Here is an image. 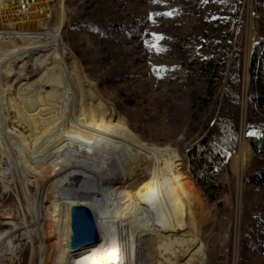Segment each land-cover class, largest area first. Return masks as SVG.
<instances>
[{
  "label": "rangeland",
  "instance_id": "1",
  "mask_svg": "<svg viewBox=\"0 0 264 264\" xmlns=\"http://www.w3.org/2000/svg\"><path fill=\"white\" fill-rule=\"evenodd\" d=\"M34 3L13 0L5 5L16 12L32 13L28 8ZM35 8L37 14L43 11L39 5ZM63 11L60 38L67 49L65 63L77 62L111 111L123 117L142 142L176 150L202 201L199 221L186 230L203 250L206 264H264V251L253 245L257 241L264 246V222L258 231L249 229L245 234L252 239L242 243L244 229L252 220H264V185L250 182L252 175L264 171V156L255 155L249 147L251 155L241 180L234 169L240 143L250 146L249 137H261L248 129L247 121L264 118V112L249 110L248 99L252 86L256 89L260 77L264 80V0H64ZM28 30L34 26L29 24ZM255 50L259 57L251 83ZM234 59L239 80L231 85V92L238 95V102L232 96L226 100L225 95ZM27 61L21 62L25 63V77L35 73ZM225 103L234 110L235 149L232 154L222 153L221 163L210 160L208 167L196 173L199 184L191 171L189 151H203L202 140L213 130L210 123L224 113ZM154 160L155 179L165 180L169 171L160 160ZM148 163L137 168L133 177L144 172ZM7 164L0 173V222L8 219L29 226L27 204L38 195L34 186L23 193L15 168L6 170ZM9 207L14 213L3 216ZM42 215L40 232L48 225L44 212ZM29 237H21L13 257L7 258L9 246H4L0 264H50L53 240L41 236L39 242L37 237ZM154 250L153 256L165 264H185L195 256L183 238L166 226Z\"/></svg>",
  "mask_w": 264,
  "mask_h": 264
},
{
  "label": "bare ground",
  "instance_id": "2",
  "mask_svg": "<svg viewBox=\"0 0 264 264\" xmlns=\"http://www.w3.org/2000/svg\"><path fill=\"white\" fill-rule=\"evenodd\" d=\"M11 1L0 0V173L7 162L22 192L34 186L38 199L27 204L29 226L0 222V257L4 246L11 257L21 237L29 235L39 242L41 236L53 240L50 264H165L153 253L166 226L193 249L195 256L185 264H206L203 250L186 230L199 221L202 201L176 150L142 142L77 62L65 63L67 49L60 38L64 0H33L32 13L6 8ZM29 24L34 30H28ZM27 59L35 73L25 77L21 62ZM250 155L242 141L234 158L239 180ZM154 159L169 171L165 180L155 179ZM145 161V171L133 177ZM76 206L91 211L96 243H75L71 210ZM43 212L48 225L40 232ZM13 213L9 207L2 215Z\"/></svg>",
  "mask_w": 264,
  "mask_h": 264
},
{
  "label": "trees",
  "instance_id": "3",
  "mask_svg": "<svg viewBox=\"0 0 264 264\" xmlns=\"http://www.w3.org/2000/svg\"><path fill=\"white\" fill-rule=\"evenodd\" d=\"M264 43V40H263ZM257 45L256 47H258ZM264 53V50H263ZM264 57V55H262ZM258 52L255 50L253 54V59L251 62L250 67V77H251V83L254 82L256 77V65L258 60ZM262 57V58H263ZM264 59V58H263ZM264 62V60H263ZM237 71V63L234 59L231 64L230 74L228 76V84L225 89V95L226 100L228 98L231 99L235 98L238 102V95L231 92V85L236 84L238 82V75L236 73ZM260 71V70H259ZM262 75V73H259V76ZM258 87L254 89L252 86L250 91L249 99V110H255L258 109L261 112H264V80L262 77H260V81L258 82ZM234 105V107L236 105ZM237 107V106H236ZM223 114L218 115V117L213 120L210 124H212L213 130L209 131L208 134L204 137L202 140L204 149L200 153H196V150L192 148L189 151V157L191 159V171L193 174H195V177L197 179V183L200 184V179L196 173H199L201 169H205V167H208V163L210 160L217 161L219 160L221 163L222 153L224 152H230V154L233 153L235 149V145L237 142V129L233 122V113L234 110L230 107H228L225 103V107L223 108ZM209 124V125H210ZM247 127L250 130L257 131L259 134H261L260 138L257 137H249L248 143L249 147H251L253 153L257 156H264V118H261L260 120H248L247 121ZM222 147V148H221ZM250 182L255 185H264V171H261L257 174H254L250 177ZM259 217L252 220V224L248 229H244V236L242 237V243H249L252 239V236L249 234H245L248 232L249 229H252L253 232L258 231L264 220L262 219L260 221ZM264 226V225H263ZM253 245L258 249L264 251V246H262L261 243L253 242Z\"/></svg>",
  "mask_w": 264,
  "mask_h": 264
},
{
  "label": "water",
  "instance_id": "4",
  "mask_svg": "<svg viewBox=\"0 0 264 264\" xmlns=\"http://www.w3.org/2000/svg\"><path fill=\"white\" fill-rule=\"evenodd\" d=\"M71 219L73 238L79 247L88 246L98 241L95 222L88 207L76 206L72 208Z\"/></svg>",
  "mask_w": 264,
  "mask_h": 264
},
{
  "label": "snow or ice",
  "instance_id": "5",
  "mask_svg": "<svg viewBox=\"0 0 264 264\" xmlns=\"http://www.w3.org/2000/svg\"><path fill=\"white\" fill-rule=\"evenodd\" d=\"M149 2H159V0H149ZM164 15H171V13H164ZM149 19H151V15L148 17ZM155 36V34H153ZM157 39H160L162 37H156ZM150 48H158V45H154V44H149L148 45Z\"/></svg>",
  "mask_w": 264,
  "mask_h": 264
}]
</instances>
